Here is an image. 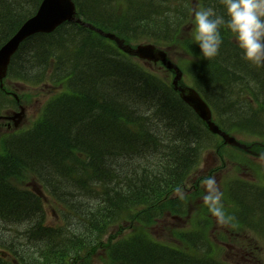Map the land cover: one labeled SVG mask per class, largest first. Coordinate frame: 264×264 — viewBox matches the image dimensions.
Segmentation results:
<instances>
[{
  "label": "bare ground",
  "instance_id": "1",
  "mask_svg": "<svg viewBox=\"0 0 264 264\" xmlns=\"http://www.w3.org/2000/svg\"><path fill=\"white\" fill-rule=\"evenodd\" d=\"M91 1L74 0L77 6H90ZM153 4L150 0H133L129 4L131 13L127 12V18L140 15L147 26L152 18L150 24L156 40L165 43L156 48L155 55L164 59L176 52L179 46L174 37L164 33L166 28L174 27L170 11L158 6L160 12L154 14ZM208 8L217 15L225 13L222 0H210ZM77 16L81 22L87 19L85 13L79 12ZM63 25L84 28L71 20ZM64 33L63 29L53 26L49 35L58 38ZM221 36L223 43L218 54L204 57L188 74L206 82L202 94L208 103L215 101L216 95L221 99L214 108L213 128L208 127L201 117H197L194 123L187 120L177 122L175 104H157L155 88L148 84L154 82L152 74L142 71L134 74L124 68L110 50L102 49L94 40L87 39L88 44L84 47L69 46L70 56L60 60L69 79L39 98L42 108L56 107L53 111H60L36 128L17 124L0 132L5 144L13 145L17 150V154L10 153L11 164L3 165V172L8 167L23 168L30 162L41 165L45 171L40 172L39 180L51 185V197L61 203L65 212L76 213L71 218L75 224L89 227L105 223L97 213H113L107 204L119 208L141 205L147 197L140 180L137 176L130 181L124 180V171L143 172L145 168V180L153 183L149 177L155 173V161H159V176L155 183L165 185L177 181L190 168L196 167L198 154L195 149L240 125H251V119L256 117L254 110L258 104H264V66L254 65L243 58L235 34L225 26L221 28ZM196 45L193 52L197 57H203L197 41ZM75 50L83 52L72 55ZM71 56L81 59L79 67L71 66ZM240 95H243L242 104L237 98ZM129 108V111L123 110ZM20 112L19 106L0 97V118H13ZM172 128V149L166 153L154 149L153 144H157L161 133H171ZM115 166L117 171L111 172ZM2 170L0 167V220L5 218V221L3 219L0 223V242L6 244V253L15 255L24 264H55L63 251L77 254L87 262L92 261L86 248L70 238L67 232L61 234L62 243L53 242L59 251L52 248V243L40 246L49 239L40 224L32 226L30 219L15 216L7 221V213L42 212L46 209L41 208L36 200L26 204L22 198L21 201L12 196ZM40 196L42 200L34 198L46 207L57 208L58 204L49 197ZM127 198L131 201L124 205ZM261 208L260 203L251 204L245 213L255 217L261 213ZM25 222L30 230L20 229ZM75 224H71V229L76 227ZM139 242L113 249L119 264H208L195 259L167 257L151 245L145 235L139 236ZM43 259L45 263H41Z\"/></svg>",
  "mask_w": 264,
  "mask_h": 264
},
{
  "label": "trees",
  "instance_id": "2",
  "mask_svg": "<svg viewBox=\"0 0 264 264\" xmlns=\"http://www.w3.org/2000/svg\"><path fill=\"white\" fill-rule=\"evenodd\" d=\"M133 0H93L90 6L79 5L80 13H85L87 15V19L93 21L94 23L113 29L118 31L122 35L128 38H136V39H154L155 41V31L153 26L150 23L145 24L140 15L133 16V18H127V12L130 11L129 4ZM154 4L153 12L157 14L160 12L158 6H162L163 9H168L170 11L169 15L173 19L174 27H168L165 29L164 33L174 37L179 48H182L186 53L192 54L193 56L197 55L193 52L196 49V40H195V26H194V17L192 14L193 8L190 0H182L179 3H172L171 0H150ZM198 3L199 7L208 8L210 0H195ZM41 0H0V46L11 37L17 28L21 25V23L32 16ZM192 14V15H191ZM191 22V23H190ZM65 31L62 36L58 38H52L50 35H36L31 39L27 40L19 49V51L14 56L12 63L10 65V75L11 77L17 79H23L24 81H30L34 84H41L42 82H46L48 79L53 85H59L65 80L69 79L68 74L63 72V64H61L60 60L62 57H68V48L69 46H80L84 47L85 44H88L87 39L94 40L95 44L101 46L102 49L110 50L113 56H116L118 60L122 62L124 68L133 71L136 74L139 71L143 73H148L153 75L154 82H150L151 86L155 88V92L157 94V104L161 105L160 102H164L166 104H175L177 110V122L181 120H187L189 123H194L197 116L195 113L180 99L177 92L174 91L168 77L155 74L149 70H147L141 63L136 62L133 58L121 54L114 43L109 40L103 38L98 35L96 32H93L87 28H76L72 25H63L60 27ZM49 43H48V42ZM161 43L160 41H157ZM165 44V43H161ZM83 51L75 50L72 52V55H77ZM199 62L204 60V57L199 56ZM71 66H80L81 59L77 56L72 57ZM199 62H190L186 61L187 65L190 64L195 65ZM208 66V64H207ZM68 67V66H67ZM126 73V70H122ZM197 81H199L200 85L205 88L206 82L201 81V78L197 77ZM5 94L0 90V97L10 103L8 99L5 98ZM220 99V98H219ZM219 99L216 98V101L219 102ZM221 100V99H220ZM216 106L215 104H213ZM56 108V107H55ZM46 109L42 118H40L33 127H38L45 124L48 120L53 118L57 112L53 111V109ZM129 109H123L125 111H129ZM165 119V118H164ZM175 121V122H176ZM176 122V123H177ZM172 125H168L167 127H171ZM139 129V128H138ZM174 138V130L171 129V133L166 131L161 133L158 138L157 144H153V148H157V150L161 153L169 152L172 149L170 140ZM7 152L5 154H0V167L2 170L3 165H10L11 161L9 159L10 153L17 154V150L13 148V145H6ZM202 146L200 145L195 151L197 152L196 156V167L199 162V157L201 154ZM171 153V152H170ZM169 154V153H168ZM167 155V154H166ZM154 163V162H153ZM116 165V162H115ZM159 161H155V173L151 174L149 180L155 183V179L159 176ZM42 166L36 164L34 162H30L25 165V167H13L14 169H7V171L3 172L2 176L7 182L9 191L12 196L17 199H22L25 203L33 202L34 200L38 201L41 208H43V204L39 201L42 200L40 193L36 190H32L28 187L29 179L33 176L39 180V174L41 171H45V168H41ZM126 167V166H125ZM195 168H190L187 173L182 175L177 181H170L169 183L151 185L153 183H148L145 180V175L141 171H135L131 173L129 170L124 171L123 179L130 181L133 179V176H137L140 180V184L144 190V193L147 197V201H144L141 205L128 207L123 206L113 207L109 204L107 206L113 211V213H97L105 223L101 225L95 226H86L82 225V229L74 227L71 229V224L65 225L63 228H53L52 226H48L44 222V211L42 212H31V213H7V219L10 217L17 218H26L32 221V226H36L40 224L46 235L49 237L47 242H43L40 246H44L46 244L52 243V248H57L60 251V248L57 245H54L53 242L61 241V234L67 232L70 238L76 239L81 243L83 247L86 248V252H88L89 256L92 257L97 246H105V243L102 241L104 234H106L107 230L111 228L116 223H122L127 221L130 218L133 221L140 222L139 231L136 237L127 238L116 241L112 245H108L109 250H111V257L116 259V264H119V260L113 254V249L115 247L131 245L138 243V236L145 235L148 239L152 238V235L146 231V227L154 225L159 218L163 216L164 213H154L153 211L158 208L159 203L165 205L170 199L173 191L185 184L187 180H189L190 175ZM97 168V166H96ZM111 172L117 171V167H114V170ZM95 172L98 173L97 169ZM40 181V180H39ZM133 181V180H132ZM41 182V181H40ZM50 189L51 185L46 184ZM34 197H38L39 199H35ZM22 198V199H21ZM167 200V201H166ZM128 198L125 200V204L130 202ZM35 202V201H34ZM145 210V212H144ZM138 213L140 214V218H138ZM5 221V218H3ZM2 219V220H3ZM40 219H42L40 221ZM0 220V223H2ZM9 221V219L7 220ZM6 221V222H7ZM4 224V223H3ZM22 227L25 226L24 229L30 230L29 225L25 222ZM83 230V231H82ZM174 235L176 238L180 239L182 243H186V237L183 230H175ZM62 243V241H61ZM155 243V242H154ZM152 243L151 245L155 246L160 253L165 256L172 257H181L186 258V250L185 246L172 245L171 246H163L157 243ZM5 243L0 242V264H24L22 260L19 258H15V255H8L6 253ZM61 258L58 259V262L55 264H72L74 260L79 261L80 264H87L85 259L78 256L77 254H73L70 251L67 253L60 252ZM9 258L12 261H6ZM196 256L193 255L191 259H195ZM204 261V260H203ZM46 260H41V263H45ZM200 262V261H199Z\"/></svg>",
  "mask_w": 264,
  "mask_h": 264
},
{
  "label": "clouds",
  "instance_id": "3",
  "mask_svg": "<svg viewBox=\"0 0 264 264\" xmlns=\"http://www.w3.org/2000/svg\"><path fill=\"white\" fill-rule=\"evenodd\" d=\"M225 13L217 15L211 8L194 13L195 40L203 57L218 54L223 43L221 28L235 34L243 58L257 66H264V0H222ZM206 187L204 200L212 215L223 220L222 193L214 177L203 180Z\"/></svg>",
  "mask_w": 264,
  "mask_h": 264
},
{
  "label": "water",
  "instance_id": "4",
  "mask_svg": "<svg viewBox=\"0 0 264 264\" xmlns=\"http://www.w3.org/2000/svg\"><path fill=\"white\" fill-rule=\"evenodd\" d=\"M69 0H45L39 14L32 19V24L27 23L22 29L23 37L34 31L51 29L59 22V18L68 15L67 13L72 12V7L68 6ZM68 8V10H67ZM67 12V13H66ZM18 35L12 40L8 46L7 55L16 46ZM4 68L0 66V74L4 72Z\"/></svg>",
  "mask_w": 264,
  "mask_h": 264
},
{
  "label": "rangeland",
  "instance_id": "5",
  "mask_svg": "<svg viewBox=\"0 0 264 264\" xmlns=\"http://www.w3.org/2000/svg\"><path fill=\"white\" fill-rule=\"evenodd\" d=\"M40 107H41V104H39V100H37L36 103L31 106L30 110H28V116H27V119H26L25 123L29 122L30 120L35 119L38 116ZM3 152H4V149L1 146L0 153H3ZM216 159L217 158H216V155L214 154V152H211V151L206 152L204 154V156H203L202 167H207L209 165L215 164L216 163ZM49 199H51V198H49ZM47 206H48L47 209H48V212H49L48 214L52 215L53 213H51L50 205H47ZM2 225H5V224H2ZM22 226L23 225H20V228ZM228 248L231 249L232 247L230 245H228ZM96 263L98 264V262H96Z\"/></svg>",
  "mask_w": 264,
  "mask_h": 264
}]
</instances>
